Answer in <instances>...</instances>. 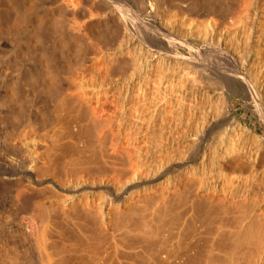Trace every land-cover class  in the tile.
Listing matches in <instances>:
<instances>
[{"label":"bare ground","instance_id":"obj_1","mask_svg":"<svg viewBox=\"0 0 264 264\" xmlns=\"http://www.w3.org/2000/svg\"><path fill=\"white\" fill-rule=\"evenodd\" d=\"M170 1L171 0H0V113L3 115H10V117H17L20 122L27 127L33 126L32 128L36 131V134L34 136L30 135V137L25 136L28 133L24 134L22 132L21 134L24 136L22 137L21 135L20 137L19 135L20 138L18 137L19 139L17 140L18 144L16 143L15 145V142L14 144H10L12 141L16 140V138L15 140L13 139L15 135L19 134L16 127L18 126L19 128L20 126L15 124L14 119L12 120L11 118L9 120H12L11 122L14 125L10 124L9 127L12 128L5 129V127H7L6 120L8 117H4L6 120L0 119V130H4V132L2 131L3 135H0V138L3 139L0 143V161H2L0 164V201L2 199L3 205L0 204L2 207H5H3L5 212L6 210L7 212L11 210L10 212H13L12 214H25V217L20 220L21 222L18 225H10L11 223L9 224L7 222L9 220L8 217L7 221L5 219H0V236L5 238L7 246L11 245L13 247L12 251L15 250L12 252L10 246L8 247L10 248L9 251L12 253L16 252V255L14 256V254H11V256H14L11 257L8 251L5 250L7 254L3 260H1L2 258L0 259V264H126V252L125 249H123L126 238L119 233L120 239H118L117 233L114 234V237H118V242L112 245V247L114 246V251L112 250L113 259L111 258L112 251L110 250L111 247H109L111 243L109 240L113 237V231L118 232L123 230L124 224L130 225L136 213H140L139 216H137L138 214L135 215L137 218L139 217V219L134 220L132 226L130 225L132 228L129 230L139 239L138 242L143 245H148L153 239L156 240L157 236H160V231H162V233L163 231L165 233L167 232L166 234L172 233L170 239L167 237L169 246H167V242L164 241L166 238L162 239L165 243H162L160 238H158L159 240L157 239L158 244L159 241L162 244L158 245L159 249L157 248L155 255L154 252H152L154 255V261L152 260L154 263L151 262L152 264H240L242 260L236 259L241 254V250L238 248L241 245H248L247 248H250L247 250L249 251L252 248L253 251L251 250V253L255 255L253 254L251 256L249 252V256H251L249 257V260H251L250 262L253 264L262 263V255H264V208L258 206V204H252L251 206V203L249 206H246L239 197H237L240 200L239 202L231 203L227 201L224 202L225 200L221 198H216V191H218L221 186L219 185V180L213 181L214 183L207 185L204 179L203 183L199 180L201 186L196 184L199 187L197 186L198 191L194 197L191 193L194 192L195 188L192 186L190 187L193 189L188 187V190H193L191 193L187 192L191 194L190 197H193V199H190L191 206H188L191 207L193 214L190 211L189 213H191L192 216L189 217V215L186 219L181 218L186 216V213H179L177 218H173L172 220L168 219L165 215L167 208L155 206L152 210L147 211V209L140 211L137 207L135 209L134 206H129L138 193L136 190L141 185L145 187L151 185L155 180L161 177V172H163V176H165L170 170L171 163L169 165L168 161H163V163L160 160V166V164L157 165L159 163L158 161L155 164L159 166L157 169L158 171L154 172L153 169H150L153 165L149 167L152 163H146L143 161L144 159L142 160L141 157L137 156L139 155L136 154L137 148H134L136 151H133V153L135 154H130L132 148H129L133 147L134 143L136 144L135 139L131 135L129 136L132 138L127 137V141L125 140L128 145L126 144V146L124 145L125 147L123 146L122 138L126 135L125 133L123 134V132L131 131V129L129 128L130 130H128L127 127L132 123L131 120L128 124V119L126 118V115H128L126 113H129L132 107L126 110L127 107L130 105L136 107L140 106L141 108L137 107V109L140 108L142 110L146 108L150 110V108H152L154 113L160 117L162 115L164 116L166 109V111H168L171 107V109L174 108L173 103H175L177 99H175V96L178 93L176 92V86L178 84L184 88L187 85L188 87L184 89L185 91L189 88L190 83L191 87L197 84V80H195L196 77H194L193 72H190V69L196 67L200 72H205L206 67H211L212 72L214 70V72H218L222 74V76H225L226 82L240 78L249 94L254 98L257 111L264 115V68L262 67L259 72H255L257 73L255 74L256 76H254L253 73L251 77V70L253 71L255 68L252 69V67L256 66L258 62L262 60L261 57L264 56V26L262 25V23H264L263 7L262 9L261 7L259 8V3L256 2L253 4L254 2H249L250 0H241V4L238 3L241 5H238L241 10L242 8H246L245 11H247L248 6L251 7V3L253 4L252 8H254L253 14L256 19L255 23L258 24L257 26H259L260 31V33H258V35H260L257 36L259 41L257 42L258 50H254L255 52L252 53L251 50L255 47L250 48L249 52L245 50L248 52V56L246 55L245 60L244 58H236V61L244 60L241 67H239V65L232 60V55L228 52V46L226 47V43H228L226 41V31V33L224 32L220 35L217 41L213 40L212 37H207L206 29H198V32L188 31L187 35L193 36L194 39L200 41V43H207L208 41L209 43L210 41L213 43L216 42L214 48L202 49L189 44L185 40H177L178 35L176 37L174 26H177L176 23L181 26L184 23V19H177L171 8L172 4ZM217 6L214 0H209L206 4L204 2L200 4V6L196 4L195 7L198 8V11L191 15L197 19L201 17L207 18L206 16L209 17L211 15L216 16V14L219 15L217 12L220 13V11ZM237 11H235V15L240 13ZM192 20V24L195 25L196 21L194 19ZM209 20L208 18L206 26L215 29L216 24L215 21H213L214 19L212 18L210 21ZM249 20L250 18L248 21ZM186 32H184V35L182 34L181 37L186 36ZM181 33L182 32H180V34ZM114 36H118L119 38L117 37L116 40ZM111 37H114L112 39L116 41L112 39L109 40ZM228 39L231 38L228 37L227 40ZM257 43H255L256 46ZM177 45L186 48L188 51L186 52L187 55L186 53L175 50V48L178 47ZM88 50L91 53V57L87 56L90 55ZM70 52L75 56H81V58L79 57V60V58L74 56L75 60L77 58V61H75L74 64H70V70L64 72L65 65L61 62L65 61V58L62 60L61 57H64V54ZM210 52L215 56L219 54L218 57L221 56V58L224 59L222 61H225V65L220 59V64L223 63V66L215 65V63L212 65L207 64V61L210 60ZM243 56H245V54H243ZM86 57H88L89 60H85L87 62L85 65L84 59ZM74 58L73 60L71 59L72 62H74ZM263 61L259 63L264 65ZM122 65H125L123 68H128V71L125 70L128 73H124V69L120 68L123 74L119 73V75H116L118 74L116 70L118 72L119 66ZM261 66L262 65L257 66L258 69ZM211 68L209 70H211ZM64 80L66 81L63 82ZM60 83H67V85L62 89L61 85L63 86V84L60 85ZM24 86L31 89L30 91L35 94L33 95L35 98L30 106H28L29 104L27 105V113L25 112V114H23L24 110H21V112H23L22 114L25 115H22V117L21 114H17V109H19L17 106L20 107L19 105L22 104L18 92H20ZM183 87L180 88L182 89ZM194 87L198 88L196 85H194ZM180 91L184 93L183 89ZM182 92H180V94ZM174 93L175 95H173ZM36 98H38V101L35 100ZM180 98L178 97V100H180ZM184 98H182V100ZM30 99L32 100V98ZM178 100L177 103L180 105L186 101L184 100L183 103H179ZM25 101L27 102V99L25 100L24 98L23 102ZM18 102H20L19 105ZM182 106L185 108L187 107L184 104ZM111 107L115 111H112L110 109ZM223 107L224 105L222 108ZM182 108L179 107L177 111H180ZM80 109H85V112L89 113V119L88 117V120H86V118L83 119L88 121L85 125H81V123H83L81 122L82 120L76 121L75 118ZM109 109L111 111H109ZM135 109L134 107V111ZM137 109L135 113H139V115L134 113L135 117L132 116V110L129 115L132 114L131 118L133 117V119H135L134 121L141 125V120L143 119H141V116L143 117L146 113L145 111L140 113ZM174 109L173 111H176ZM223 110L225 109L223 108ZM183 111H185V109ZM62 112H66V120L62 118ZM142 113L145 114L143 115ZM149 113L147 112V114ZM168 114H170V112L165 114V116L169 118ZM149 115L148 118H146L147 115H145V119H149ZM1 116L0 114V117ZM150 116L152 117L153 113ZM145 119L143 121H145ZM162 120H165L164 117ZM10 121L7 123H10ZM4 122L6 126H4ZM145 122L148 121L146 120ZM113 123L117 125L116 130H114L115 132L112 131V126L115 127ZM76 124H78L79 127H89V125H91L96 127L95 129L99 128L98 126H100V128L98 129V133L96 132L97 134H94L96 137L93 136V139L91 138L92 136H90L91 139L88 137L86 139L85 137L84 141V139H79L77 137L78 135L76 136L74 133L75 130H77ZM151 124L150 127L153 125ZM212 125L213 122L209 120L206 126H204L206 127V132L210 130L209 128H211ZM134 127H132V132H134ZM137 127L139 126H136L135 131L140 129ZM24 129L26 130V128ZM146 129L149 128L147 127ZM160 129L162 130V128ZM109 135H112L111 138H109ZM134 136L137 138L138 134ZM229 136H233V134ZM125 138L126 137H124V139ZM225 139H228L226 135ZM139 140H141V138ZM192 140L194 141V139ZM228 140H225L226 143ZM222 141V149L218 147L220 152L215 153L216 157L213 160V164L218 168L216 169L218 172L217 174L223 173V175L225 174L226 176L228 173H233L231 160L236 159L235 162L238 164L245 158L242 159L241 156H239L241 154L238 153L237 146L234 147L235 144L239 145L240 142L226 144L224 142L222 143ZM221 144L218 146H221ZM240 149L242 148H240L239 145V150ZM214 150L217 151V149ZM258 150H256V152ZM176 151L175 153H177ZM148 153H150V151ZM248 153H246V155ZM254 153L255 152H253V154ZM212 154H214V152ZM123 155L127 156L129 164L126 165L121 162V160L125 161V159H121ZM133 155L135 158H133ZM249 155L250 154L247 156ZM10 156H14V158L21 157V161L16 165L17 163L14 164L15 161L6 160V157ZM204 157L201 159H204ZM252 157L248 159L251 162L248 160V162L245 161L250 164V167L255 169L258 161L256 162V159L253 161ZM18 158L17 160H19ZM11 159H13V157ZM243 162L244 161H242V163ZM123 164H125L126 168L129 165V171L123 167ZM204 166L198 164L195 169L189 167L191 169L190 175L202 179L204 175L202 174V176L201 172H203ZM239 166L242 165L239 164ZM121 167L124 168L125 172L128 171L129 174L124 172L126 175L128 174V176L125 178V181L122 182L126 175L122 174V171L121 173L117 172V174L119 173V175L122 174L124 176L122 180H120L121 176L120 179L117 176V179L121 181V188L119 187L120 189H118L117 186L119 184H116L117 182L114 184L110 178L115 175L114 173L117 169L122 170ZM178 167L179 170H182L185 166L182 163L179 164ZM189 168L187 169L189 170ZM111 174L113 175L112 177H110ZM255 176H257L256 173ZM14 177L16 178L14 179ZM185 177H187L189 182L190 179L188 175H185ZM192 179L195 178L192 177ZM16 182H18L17 184L24 183V189H14ZM188 184H186L184 188L187 187ZM111 185L112 188L117 185L115 187L118 190L116 195H113V192H111ZM158 185L153 186L158 187ZM190 185L192 184L190 183ZM230 185L232 184L230 183ZM166 186H168V184ZM165 188L163 189L164 192L166 191ZM144 190L146 192L147 190H154V188L150 190V187H148L141 191L144 192ZM159 190L162 191L161 189ZM224 191L222 192L224 193ZM126 193H129V195L124 198ZM219 193L220 192H218V194ZM250 193L252 195V192ZM41 194L46 195L42 196ZM107 195H111V199L107 198ZM97 196L98 198L96 201ZM219 196L220 195L217 197ZM228 197L227 199L231 198ZM41 198L42 200L37 203L40 210H37L43 214L39 216L40 213L37 215L38 213H36V209L33 208L31 202L40 200ZM237 198L235 196V199ZM180 199V202H182L183 198ZM135 201L136 200H134V202ZM132 204L136 205L133 202ZM34 206H37L36 203ZM125 206H129L130 208H128L126 213H123L122 209ZM230 209H233L230 213L235 210V213L237 211L238 214L242 213L245 215L247 213L248 215L249 212L251 216L250 220L245 223V216L241 214L242 216L238 217L239 215H236L237 218H240L238 219V225L232 227L233 231H228L229 229L224 231L225 228L229 227L230 223L234 224L233 220H229L230 223L227 221L229 223L228 227H225L227 222L224 220L223 214L229 212ZM179 210H181V208ZM10 212H8V216ZM112 212L116 213V226L111 232ZM223 220L226 223H224ZM172 226H176V231L173 232V230L170 229ZM225 232H229L228 235ZM127 233L129 232L127 231ZM137 239H135V241ZM228 239L229 243L227 242ZM231 239L232 241L230 244ZM226 242L231 246L233 242H235V244L233 243L234 245H238L237 249L240 250V254L238 253L239 251H236V246L233 247L236 249L234 251H236L235 253L237 254L233 255L236 259L229 255L220 258L222 257L220 256L221 253L218 255L215 251L220 247L224 249L223 247L227 246ZM155 243L156 241L153 244L155 245ZM227 249H229L231 253L233 252L230 247ZM226 251L221 252L227 254ZM218 252L220 251L218 250ZM235 253L233 252V254ZM247 253L245 256L246 259L248 256ZM228 254H230L229 251ZM242 255H240V257ZM245 257L242 259H245ZM148 260L150 261L151 258ZM147 262L148 261L143 263L146 264ZM244 262L242 261L241 264Z\"/></svg>","mask_w":264,"mask_h":264},{"label":"rangeland","instance_id":"obj_2","mask_svg":"<svg viewBox=\"0 0 264 264\" xmlns=\"http://www.w3.org/2000/svg\"><path fill=\"white\" fill-rule=\"evenodd\" d=\"M208 1L209 0H171L170 2H171V8H172V10H173V12H174V14L176 15V17H177V19L178 20H182V18L184 19L183 21H184V23L180 26V25H178V23H176V25L177 26H174L175 28V33H176V37H177V35H178V39L177 40H180V39H182V40H185V41H187L189 44H192V45H195L196 47H198V48H202V49H205V48H214L215 47V43L216 42H211L210 41V43H209V41L207 42V43H200V41H197V40H195L194 39V37L193 36H189V35H187V33H188V31H190L191 30V32L192 31H197L198 32V29H206V31H207V37H212L213 38V40H215V41H217L218 39H219V37H220V35L221 34H223L225 31L227 32H225L226 33V35H227V38L229 37V38H231V39H228L227 40V38H226V41L229 43H226V47L228 46V52H229V54L231 53V57H232V60L234 61V62H236V64H238L239 65V67H241V64H242V62H244V60L246 59L245 57H246V55L248 54V52H249V49L250 48H254V49H252L251 50V53L252 52H255V51H257L258 50V43L257 42H259L258 41V37L257 36H259L258 35V33H260V31H259V26H257L258 24L257 23H255L256 21V19H255V16H254V8H252V6H253V4H255L256 2L257 3H259L258 4V6H259V8L261 7V9H262V7H263V9H264V0L262 1H260V0H250L249 2H254L253 4L251 3V7L250 6H248L247 7V11H245L246 10V8H242V10H241V8L238 6V5H240L241 4V0H214V1H216V3H217V8H218V10L220 11V13L219 12H217L219 15H217L216 14V16H213V15H211V16H206L207 18H203V17H201L200 19H197L196 17H193L191 14L192 13H194V12H197L198 11V8H196L195 7V5L196 4H198L199 6H200V4H202V3H204L205 2V4L206 3H208ZM219 2V3H218ZM238 3H240V4H238ZM263 3V4H262ZM234 5V6H233ZM236 6V7H235ZM241 6V5H240ZM249 7H250V9H249ZM229 8H231V9H229ZM241 10V12H240V10ZM224 10V11H223ZM229 10H231V11H229ZM238 10V11H237ZM249 10V11H248ZM235 11H237V12H240V13H237V15H235L236 14V12ZM246 13H245V12ZM252 11V12H251ZM248 12H249V14H248ZM231 13V14H230ZM235 13V14H234ZM242 13V14H241ZM243 13H244V16H243ZM223 14V15H222ZM228 14V15H227ZM233 14H234V16H233ZM249 16H248V15ZM240 15H242V16H240ZM247 17H246V16ZM213 16V17H212ZM223 16V17H222ZM214 19L213 21H215V24H216V26H215V29H213L212 27H210V26H206V23H207V19L209 18L210 20L212 19V18ZM233 18V19H235V20H233V19H230V18ZM235 17V18H234ZM244 17V18H243ZM250 18V20L248 21V19ZM248 18V19H247ZM192 19H194L195 21H196V24L194 25V24H192ZM209 20V21H210ZM230 20V21H229ZM246 20V21H245ZM191 21V22H190ZM244 21V22H243ZM254 21V22H253ZM262 25L264 26V23H262ZM258 27V28H257ZM187 31V32H186ZM257 31V32H256ZM263 31H264V29H263ZM180 32H182L181 34H180ZM184 32H186V36H182L181 37V35L183 34L184 35ZM115 34V33H114ZM264 34V33H263ZM180 35V36H179ZM264 36V35H263ZM114 37H116V38H114ZM114 37H111V38H109V40L110 39H112V38H114V39H116L117 40V37L118 36H114ZM193 37V38H192ZM119 38V37H118ZM235 38V39H234ZM114 39H112V40H114ZM116 40H114V41H116ZM247 40V41H246ZM225 41V42H226ZM96 42V41H95ZM94 42V43H95ZM255 43H257V46H256V44ZM205 46H204V45ZM212 44H214V45H212ZM235 44V45H234ZM95 45V44H94ZM255 45V46H254ZM178 46V45H177ZM203 46V47H202ZM211 46V47H210ZM88 49V48H87ZM230 49V50H229ZM175 50H178L179 52H183V53H186V52H188L187 50H186V48H184V47H182V46H178V47H176L175 48ZM248 50V52H246V51ZM255 50V51H254ZM243 51H245V52H243ZM88 53L90 54V55H87L88 57L90 56L91 57V53L89 52V50H88ZM211 53V52H210ZM68 56H67V55ZM66 54H64L63 56L64 57H61V59L63 60L64 58V60L65 61H63V62H61L63 65H65L64 66V72L66 71H68V70H70L69 68V66H70V64H74L75 63V61H77V58H81V56H75V55H73V53L72 52H70V53H66ZM70 54H72V55H70ZM243 54H245V56H243ZM250 54V53H249ZM254 54V53H253ZM186 55H187V53H186ZM213 54L211 53V56H210V60L209 61H207V64H214L215 63V65H220V66H223L222 64L225 62V61H222V60H224L223 58H221V56L220 57H218L219 56V54H217L216 56L215 55H213ZM234 55V56H233ZM264 55V54H263ZM73 57L74 58V56L75 57H77L76 58V60H75V58H74V62H72L71 61V59L73 60V58H71V57ZM241 56V57H240ZM248 56V55H247ZM66 57H70L69 59L68 58H66ZM88 57H86L85 59H84V61L86 60V61H88L89 59H88ZM218 57V58H217ZM234 57V58H233ZM264 56H262L261 57V59L262 60H260L259 62H261L262 63V61L264 60V58H263ZM80 58H79V60H80ZM214 58V59H213ZM239 59V58H244V60L243 61H241V60H238V61H236L237 59ZM88 59V60H87ZM219 59L223 62V63H221L220 64V61H219ZM61 60V61H62ZM69 60V61H68ZM78 60V61H79ZM85 61V65H86V62ZM210 62V63H209ZM258 62V64L256 65V66H253L252 67V69H253V71L251 70V77L253 76V73H254V76H256L255 74H257V73H255V72H259L261 69H262V67L264 68V65L263 64H260ZM264 62V61H263ZM68 65H67V64ZM63 65H62V68H63ZM224 65H225V63H224ZM260 65H262L259 69H258V67L257 66H260ZM123 66H125V65H122V66H119V70H118V72H117V70H116V73H118V74H116V75H119V73L120 74H123L122 72H121V70H120V68H123ZM257 67V68H256ZM209 67H206L205 68V72L203 71V72H200L199 70H198V68H196V67H193L192 69H190L191 71L190 72H193L194 74V77H196V79L195 80H197V84H194V85H196V86H198V88L196 87H194V85H192V87H191V83H190V86H189V88L188 89H186V91L184 90L186 87H188L187 85L185 86V88L183 87V86H181L180 84H178L177 86H176V88H177V90H176V92H178L177 93V95L175 96V103H173L174 104V110H176V111H173V109H168V111H166L165 110V113H164V116L162 115L161 117H162V119H163V117H164V119L165 120H162L161 119V117L159 116V115H157L156 113H154L153 112V109L152 108H150V110L148 109V108H146V109H144V110H142V109H140L141 107L140 106H137V107H140V108H138L137 109V107L136 106H132V105H130L129 107H127L126 108V110H128V108H130V107H132V108H130V112H131V110H132V113H133V115L132 114H130L129 115V113H126V114H128V115H126L127 117V119H128V121H127V119H126V121L128 122V124L131 122V120H132V123L131 124H129L130 125V127H129V125H128V130H130L131 129V131H128V132H130V133H128V132H123V134L125 133L126 135H124V137H126L125 139H124V137L122 138L123 140H122V144H123V146L125 145L126 146V144H127V142H125V140L127 141V137H133L134 139H135V142H136V144L134 143V146L133 147H130L129 149H131V151H130V154L132 153V154H135V153H133V151L135 152L136 150H134V148H137V153L136 154H139V155H137V156H139V157H141V159L143 160V161H145L146 163H152V164H150V166L149 167H151L152 165V167L150 168V169H153V171L154 172H157L158 170V168H159V166H157V165H159L160 164V166H161V161L163 162H169V165H170V163H171V165H170V170H169V172L165 175V176H163V172H161V174H160V178H158L157 180H155L151 185H148L147 187H145V186H143V185H141L136 191H138V193H137V195H135V199L133 198V200H132V202L133 203H135L136 204V202H137V204L136 205H134V204H132V202L130 203V205L129 206H134L135 207V209H136V207H137V209L139 208V210L140 211H143V210H147V211H149V210H152L153 208H155V206H157V207H159V208H167V212H166V217L168 218V219H173V218H177L178 217V214L179 213H186L185 215L186 216H184V214H183V216L184 217H181V218H188V216L189 217H191L192 216V210H191V207H188V206H191V200L190 199H193V197H194V195L197 193V188L199 187V186H201V183H203V179H204V182H205V184L207 185V184H211V183H214L213 181H218L219 180V185H221L220 187H219V189H220V191H219V189H218V191H216L217 193H216V195H215V197L216 198H221L222 200H225L224 202H239L240 200H242V202H243V204L244 205H246V206H249L250 205V203H251V206H252V204H258V206H260V207H263L264 208V115H262L261 113H259L258 111H257V105H256V102L254 101V98L252 97V95L251 94H249V92H248V90H247V88L243 85L244 83L242 82V80L240 79V78H237V79H234V80H232V81H229V82H226V78H225V76H222V74H220V73H218V72H214V70H213V72H212V68H211V70H209L208 69ZM124 69V71L125 70H127L128 68L126 67V68H123ZM207 70H208V72H207ZM243 70H245V69H243ZM255 70V71H254ZM258 70V71H257ZM123 71V70H122ZM128 71V70H127ZM199 71V72H198ZM210 72H212V73H210ZM124 73H128V72H124ZM203 73V74H202ZM210 73V74H209ZM196 74V75H195ZM217 74V75H216ZM204 75H206V76H204ZM214 75H215V77H214ZM65 76V75H64ZM211 77V78H210ZM222 77V78H221ZM65 78V77H64ZM220 78V79H219ZM212 80V81H211ZM221 80H223V81H221ZM66 80H64L63 82H65ZM184 82H186V81H184ZM184 82H183V84H184ZM199 82V83H198ZM208 82V83H207ZM224 82V83H223ZM226 82V83H225ZM235 82V83H234ZM196 83V82H195ZM201 83V84H200ZM223 83V84H222ZM241 83H242V85H241ZM61 84H63V83H60V85ZM182 84V83H181ZM185 84H188V83H185ZM213 84V85H212ZM66 85H67V83L65 84H63V86L61 85V87H62V89L63 88H65L66 87ZM204 85V86H203ZM234 85V86H233ZM180 87H183L182 89H183V91H184V93L182 92V91H180V90H182ZM22 88V87H21ZM190 89V90H189ZM212 89V90H211ZM214 89V90H213ZM245 89V90H244ZM31 89L28 87V88H26L25 86L21 89V91L20 92H18V94H19V98L21 99V105H23L25 102H23L24 101V98H25V100L27 99V102L23 105V106H21V105H19L20 104V102H18V105L20 106V107H18L17 106V108H19V109H17L18 111H17V114H21V116L23 115V114H25V112L27 113V111H26V109H28V107H27V105L28 106H30L34 101V98H35V96H33V95H35L33 92H31L30 91ZM179 90V91H178ZM188 90V91H187ZM195 90V91H194ZM203 90V91H202ZM199 91V92H198ZM27 92H28V95H27ZM30 92V93H29ZM180 92H182L183 93V95H182V93L180 94ZM201 92V93H200ZM23 93V94H22ZM31 93H32V95H31ZM186 93V94H185ZM188 93V94H187ZM206 93V94H205ZM209 93V94H208ZM173 95H175V93L173 94ZM213 95V96H212ZM32 96V97H31ZM185 98H184V97ZM193 96V97H192ZM28 97V98H27ZM178 97L180 98V100H178ZM188 97V98H187ZM198 97H200V98H198ZM204 97V98H203ZM30 98H32V100L30 99ZM182 98H184L183 100H182ZM195 98V99H194ZM209 98H210V102H209ZM189 99V100H188ZM29 100H31V101H29ZM36 101H38V98H36L35 99ZM177 100H178V102L180 103V102H184V100H186L185 102L186 103H188V104H186L185 102L183 103L184 105H186L187 107L185 108V107H183L182 105H180V104H178L177 103ZM191 100V101H190ZM207 100V101H206ZM197 101V102H196ZM30 102V103H29ZM263 102H264V98H263ZM262 102V103H263ZM190 103H191V106H190ZM178 104V105H177ZM26 105V106H25ZM192 105H193V107H192ZM224 105V109L225 110H223V108H222V106ZM264 105V104H263ZM26 108H25V107ZM176 106H179V107H183L184 109H185V111H183L184 109L182 108V109H180V111H182V112H180V111H177L178 109H179V107H176ZM134 107L137 109V111L139 112L140 111V113L141 112H143V111H145V113H142L143 115L145 114V115H147V117L144 115L143 117L141 116V114H140V116H141V121H142V126L141 125H139V124H137L136 123V121H134L135 119H133V117L131 118V115L132 116H134L135 117V112H136V109H135V111H134ZM177 108V109H176ZM189 110H188V109ZM220 108V109H219ZM112 111L114 110L112 107L110 108ZM109 109V111H111ZM140 109V110H139ZM148 109V110H147ZM193 109V110H192ZM216 109V110H215ZM20 110V111H19ZM21 110H24L23 112H21ZM147 110V111H146ZM170 110V111H169ZM191 110V111H190ZM86 110L85 109H80V110H78V112H77V114H76V121H81V122H83V123H81V125H85V124H87V122L88 121H85V120H83V119H85L86 118V120H88L89 119V113L88 112H85ZM115 111V110H114ZM187 111V112H186ZM258 113H257V112ZM64 112V111H63ZM62 112V118L63 119H65L66 120V115L67 114H65V113H63ZM86 114H85V113ZM147 112L150 114V115H152V113H153V116L155 117H151L149 114H147ZM170 112V114H168L169 115V118L168 117H166L165 116V114H167V113H169ZM177 112V113H176ZM184 112V113H183ZM23 113V114H22ZM111 113H113V112H111ZM135 113V114H134ZM180 113V114H179ZM182 113H183V115H182ZM191 113V114H190ZM2 116L1 117H3V118H1L0 117V119H5L4 117H8L7 118V120H9V119H11L12 118V120L14 119V121H15V124H18L20 127L18 128V126L16 127L17 129H18V135H15V137L13 138L14 140H15V138H16V140L15 141H12L10 144H14V142H15V145H16V143H17V140L21 137V133L23 132L24 134L25 133H28V134H26L25 136L27 137H30V135L32 136H34L35 134H36V131H34V129L32 128V127H27L25 124H23L22 122H20V120L17 118V117H14V116H11L10 117V115H3L2 113H0ZM63 114H65V115H63ZM185 114H186V116H185ZM188 114V115H187ZM86 115H88V116H86ZM136 115H139V113L138 114H136ZM148 115H149V119H145V117L146 118H148ZM167 115V116H168ZM180 115V116H179ZM23 116H25V115H23ZM22 116V117H23ZM129 116V117H128ZM171 116V117H170ZM184 116H185V118H184ZM188 116V117H187ZM10 117V118H9ZM87 117H88V119H87ZM157 117V118H156ZM166 117V118H165ZM173 117V118H172ZM212 119H211V118ZM131 118V119H130ZM145 119V121L147 120L148 122H145V121H143ZM172 119V120H171ZM184 119V120H183ZM6 120V119H5ZM6 120V124H7V127H5V129H9V128H12V127H9L10 126V124L11 125H14V124H12V120L10 121V123H7V122H9V121H7ZM18 120V121H17ZM151 120H152V122H151ZM209 120L211 121V122H213V125H212V127L211 128H209L210 130L208 131L207 130V132H206V127H204V126H206V124H207V122H209ZM1 121V120H0ZM4 121V120H3ZM17 121V122H16ZM85 121V122H84ZM140 121V122H141ZM178 121V122H177ZM182 121V122H181ZM127 122H126V124H127ZM150 122V123H149ZM170 122V123H169ZM173 122V123H172ZM181 122V123H180ZM3 123V122H2ZM14 123V122H13ZM136 125V126H139V127H137V128H140V129H138L137 131H135L136 129V126L134 125V124ZM153 125H152V124ZM176 123V124H175ZM6 124H5V122H4V126H6ZM135 126H133V125ZM148 126H147V125ZM150 124L152 125L151 127H150ZM162 124V125H161ZM178 124V125H177ZM80 125V126H81ZM113 125H115V127H113L112 126V131H114V130H116V128H117V125L115 124V123H113ZM145 125V126H144ZM165 125V126H164ZM170 125V126H169ZM159 126H161V127H159ZM231 126V127H230ZM0 127H1V125H0ZM78 127V128H77ZM91 127V128H90ZM99 128H100V126H98ZM132 127H134L133 128V131L136 133H134V132H132ZM149 128L150 129V131H149V129H146V128ZM155 127V128H154ZM158 127V128H157ZM24 128H26V130L24 129ZM83 128V129H82ZM88 128V129H87ZM94 130H93V129ZM96 127H93V126H91V125H89V127L87 126V127H79L78 126V124H76V129L77 130H75V135L79 138V139H84V141H85V137H86V139H87V137L89 138V139H93L94 137H96L94 134L97 132L98 133V129L99 128H97V129H95ZM114 128V129H113ZM130 128V129H129ZM160 128H162V130L160 129ZM163 128H164V130H163ZM200 128V129H199ZM231 128V129H230ZM1 129V128H0ZM173 129V130H172ZM205 129V130H204ZM25 132H24V131ZM30 130V131H29ZM35 132H33V131ZM89 130V131H88ZM144 130V131H143ZM157 130V131H156ZM166 130V131H165ZM169 132H168V131ZM172 130V131H171ZM203 132H201V131ZM1 132H0V135H3V132H4V130H0ZM3 131V132H2ZM21 131V132H20ZM76 131H77V134H76ZM95 131V132H94ZM140 131V132H139ZM143 131V132H142ZM156 131V132H155ZM164 131V132H163ZM229 131V132H228ZM86 132V133H85ZM115 132V131H114ZM131 132H132V134H131ZM146 132H147V134H146ZM172 132V133H171ZM235 132V133H234ZM34 133V134H33ZM96 133V134H97ZM134 133V134H133ZM148 133H149V135H148ZM197 133V134H196ZM202 133V134H201ZM113 134V133H112ZM122 134V135H123ZM128 134V135H127ZM137 134H138V136H137ZM151 134V135H150ZM165 134V135H164ZM166 134H168V135H166ZM196 134V135H195ZM231 135V134H233V136H229V135ZM245 134V135H244ZM19 135H20V137H19ZM82 135V136H81ZM129 135H131V136H129ZM134 135H136L137 136V138L134 136ZM145 135H146V137H145ZM153 135H154V137H153ZM193 137H192V136ZM225 135H226V137L229 139H225ZM24 135H22V137H23ZM90 136H92L91 138H90ZM94 136V137H93ZM112 136V135H111ZM111 136L109 135V138H111ZM150 136V137H149ZM156 136V137H155ZM169 136V137H168ZM180 136V137H179ZM190 136V137H189ZM229 136V137H228ZM250 136H252V137H250ZM19 137V138H18ZM82 137V138H81ZM131 137V138H132ZM150 139H149V138ZM166 137V138H165ZM175 137V138H174ZM192 137V138H191ZM231 137V138H230ZM243 137V138H242ZM141 138V140H139ZM161 140H160V139ZM222 138V139H221ZM236 138V139H235ZM257 138V139H256ZM22 139V138H21ZM147 139V140H146ZM152 139V140H151ZM159 139V140H158ZM165 139V140H164ZM167 139V140H166ZM192 139H194V141L192 140ZM231 139H233V140H231ZM251 139V140H250ZM3 141V139L2 138H0V143ZM156 140V141H155ZM180 140H182V141H180ZM223 140V141H222ZM225 140H228L227 141V143H231V144H234L233 142H236V143H239V145H240V148H242V149H240L239 150V145L237 144H235V146L234 147H236V148H238V153H240L241 155H239V156H241V158L242 159H244V160H242V161H244L243 163H242V161H240L241 163H236L235 161H236V159L235 160H231V165H233V166H231V168H232V170H233V173H228V174H226V176H225V174L223 175V173H219V174H217L218 172H217V170L216 169H218L216 166H215V164H213L214 162H213V160L215 159V157H216V155H215V153H217V152H220V149H222V145L223 144H221V141H222V143L224 142V143H226V141ZM236 140V141H235ZM255 140V141H254ZM137 141H138V143H137ZM140 141V142H139ZM232 141V142H231ZM246 141V142H245ZM143 142H144V144H143ZM152 142V143H151ZM178 142V143H177ZM253 142V143H252ZM152 145H151V144ZM153 143H154V145H153ZM157 143V144H156ZM161 143V144H160ZM214 143H216V144H214ZM221 144V146H218V145H220ZM226 143V144H227ZM18 144V143H17ZM175 144V145H174ZM178 144V145H177ZM128 145V144H127ZM137 145V146H136ZM142 145H143V147H142ZM145 145H147V146H145ZM214 147H213V146ZM217 145V146H216ZM254 145V146H253ZM124 146V147H125ZM136 146V147H135ZM168 146V147H167ZM142 147V148H141ZM147 147V148H146ZM154 147V148H153ZM175 147V148H174ZM211 147V148H210ZM220 149H219V148ZM263 147V148H262ZM156 148V149H155ZM258 148H259V150H261V151H259L258 150ZM142 149V150H141ZM169 149V150H168ZM214 149H217V151L216 150H214ZM219 149V150H218ZM147 150V151H146ZM160 150V151H159ZM177 150V151H176ZM241 150H242V152H241ZM256 150H258L257 152H256ZM150 151V153H148ZM156 151V152H155ZM158 151H159V153H158ZM171 151V152H170ZM175 151L177 152V153H175ZM216 151V152H215ZM252 151V152H251ZM179 152V153H178ZM207 152V153H206ZM214 152V154H212V153ZM249 152V153H248ZM253 154V152H255L253 155L251 154V153ZM259 152V153H258ZM246 153H248V154H250L249 156H247L246 155ZM131 154V155H132ZM148 154V155H147ZM151 154V155H150ZM153 154V155H152ZM164 155V157H163V155ZM173 154V155H172ZM177 154H179V155H177ZM245 156H244V155ZM256 154V155H255ZM257 154H258V156H257ZM260 154V155H259ZM171 155V156H170ZM181 155V156H180ZM202 155H203V157H204V159H201V158H203L202 157ZM213 155V156H212ZM215 155V156H214ZM218 155V154H217ZM244 157H243V156ZM253 157H252V156ZM136 156V155H135ZM255 156V157H254ZM13 157V159H11ZM153 157V158H152ZM156 157V158H155ZM169 157H170V159H169ZM207 157V158H206ZM212 157V158H211ZM251 157H252V160L254 161L255 159V161L257 162L256 163V168L254 169V168H252V167H250V164L249 163H246V161L248 160V159H251ZM256 157H258V158H256ZM7 159L6 160H12L13 162L15 161V163L14 164H16V165H18V163H19V161H21V157L20 158H18V157H15L14 158V156H10V157H6ZM17 158L19 159V160H17ZM133 158H135L134 157V155H133ZM155 158V159H154ZM161 158H164V159H161ZM168 158V159H167ZM211 158V159H210ZM254 158V159H253ZM121 159H125V161L127 162H125L124 160H121V162H123V163H125L126 165L127 164H129V162H128V158H127V156L126 155H123L122 156V158ZM127 159V160H126ZM146 159V160H145ZM151 159V160H150ZM158 159V160H157ZM174 159V160H173ZM233 159V158H232ZM161 160V161H160ZM202 160V161H201ZM207 160H209V161H211V162H209V161H207ZM246 160V161H245ZM147 161H149V162H147ZM159 161V163L157 164V165H155L157 162ZM193 161V162H192ZM248 161H250V160H248ZM247 161V162H248ZM163 162V163H164ZM200 162H202V163H200ZM204 162H206V163H204ZM234 162V163H233ZM251 162V161H250ZM2 163V161H0V164ZM183 163V165L185 166L182 170H179V164H182ZM187 163V164H186ZM125 164H123L124 166L123 167H125V169H129V165L127 166V168H126V166H125ZM148 164V165H149ZM198 164H201L202 166H204L203 167V172H201V175L203 174L204 175V177H202V179H198V177L196 178V176H194V175H190V170L192 169V167H193V169H195V167L198 165ZM204 164V165H203ZM236 164V165H235ZM239 164L240 165H242V166H239ZM244 164V165H243ZM246 164V165H245ZM247 164H248V166H247ZM258 164V165H257ZM178 165V166H177ZM196 165V166H195ZM209 165V166H208ZM236 167H235V166ZM1 166V165H0ZM155 166V167H154ZM157 166V167H156ZM214 166V167H213ZM123 167H121L122 168V170H120V169H117L116 170V172L114 173L115 175L117 174V172H119V173H121V171H122V174H124V175H126L125 173L127 172L128 174H129V170L128 171H126L125 172V170H124V168ZM178 169H177V168ZM189 167H191V169L189 168ZM216 167V168H215ZM234 167V168H233ZM187 168H189V170L187 169ZM251 168V169H250ZM155 169V170H154ZM235 169V170H234ZM253 169V170H252ZM120 170V171H119ZM176 170V171H175ZM252 170V171H251ZM256 170H257V172H256ZM186 173H185V172ZM254 171V172H253ZM125 172V173H124ZM175 172V173H174ZM188 172V173H187ZM254 174H253V173ZM119 173L115 176L114 174H113V172H112V174L114 175H110V177H112V178H110V180H112L113 181V183L115 184L116 182V184H119L118 186L117 185H115V186H113V188H112V185H111V192H113V195H116V193H118V190H117V188H115L116 186L118 187V189H120L121 188V181L120 180H122V178L124 177L122 174H120L119 175ZM255 173H256V175L257 176H255ZM128 174L123 178V180H122V182L123 181H125V178L128 176ZM181 174V175H180ZM180 175V176H179ZM185 175L187 176L188 175V178L190 179V180H192V181H190L189 180V182L192 184V185H190V183L188 182V179H187V177H185ZM202 175V176H203ZM228 175V176H227ZM117 176H118V178L120 179V176H121V179L119 180V179H117ZM191 176V177H190ZM218 176V177H217ZM222 176V177H221ZM252 176H254V177H252ZM192 177H194L195 179H192ZM256 177V178H255ZM16 177H14V179H15ZM253 180H252V179ZM114 179V180H113ZM119 180V181H117V180ZM207 181H206V180ZM216 179V180H215ZM227 179V180H226ZM199 180H200V182L201 183H199ZM223 180V181H222ZM226 180V181H225ZM229 180V181H228ZM168 181V182H167ZM180 181V182H179ZM189 183H187V182ZM209 181V182H208ZM221 181H222V183H221ZM232 181V182H231ZM120 182V183H119ZM166 182V183H165ZM196 182V183H195ZM208 182V183H207ZM226 182V183H225ZM228 182V183H227ZM232 184V185H230V183ZM251 182V183H250ZM18 182H16L15 184H16V186H15V188L14 189H16L17 190V188H18V190H19V188H20V190H22V189H24V183L23 184H17ZM157 183V184H156ZM160 183H161V185H160ZM159 184V185H158ZM168 184V186H166ZM171 184V185H170ZM178 184V185H177ZM186 184H188L187 185V187H185L184 188V186L186 185ZM196 184H198V185H196ZM225 184V185H224ZM156 186V185H158V187H154V186ZM162 185H163V187H162ZM196 185V186H195ZM227 185V186H226ZM22 188H21V187ZM24 186V187H23ZM152 186V187H151ZM159 186H161V187H159ZM190 186H192L193 188H195L194 189V192H192V191H190V190H188L189 188H192V187H190ZM198 186V187H197ZM209 186V185H208ZM120 187V188H119ZM148 187H150V190L151 189H153L154 188V190H151V191H149V190H147L146 192H145V190H144V192H142L141 190L142 189H144V188H148ZM166 187V188H165ZM171 187H173V188H171ZM189 187V188H188ZM210 187V186H209ZM236 187V188H235ZM142 188V189H141ZM165 188V192L163 191V189ZM172 190H171V189ZM182 188V189H181ZM184 188V189H183ZM192 188V189H193ZM224 188V189H223ZM115 189H116V191H115ZM159 189H161L162 191H160ZM168 189V190H167ZM187 189V190H186ZM223 189V190H222ZM155 190H157V191H155ZM158 190H159V192H158ZM225 190V191H224ZM183 191H184V193H183ZM222 191H224V193L226 194V196H225V194L222 192ZM228 191V192H227ZM164 192V193H163ZM191 193V194H193V197L191 196L190 197V195L191 194H188V193ZM211 192V191H210ZM209 192V193H210ZM218 192H220V193H222V194H218ZM231 192V193H230ZM234 192V193H233ZM250 192H252V195H251V193ZM130 193V192H129ZM129 193H126L125 195H124V198H126L128 195H129ZM144 193V194H143ZM183 193V194H182ZM212 193V192H211ZM210 193V194H211ZM237 193H239V194H237ZM187 194V195H186ZM222 195L221 197L219 196V197H217L218 195ZM224 194V195H223ZM230 194H231V196H230ZM235 194V195H234ZM241 194V195H240ZM42 195V194H41ZM46 194H43L42 196H45ZM98 195V194H97ZM139 195V196H138ZM173 195V196H172ZM189 195V196H188ZM228 195H229V197H231L230 199H227V197H228ZM234 195V196H233ZM244 196V198L245 197H247V198H243V196ZM31 196V195H30ZM156 196V197H155ZM235 196H236V198L237 197H239L240 198V200H239V198H237L238 199V201H237V199H235ZM242 196V197H241ZM39 197H40V195H39ZM111 195H107V198H109V199H111ZM178 197V198H177ZM183 198L182 199V202H180V198ZM189 197V198H188ZM228 197V198H229ZM32 198H33V195H32ZM97 198H98V196L96 197V201H97ZM139 200H138V199ZM185 198V199H184ZM180 199V200H179ZM188 199V200H187ZM235 199V200H234ZM42 200V198L40 199V200H34V202H31V204H33V208L34 209H36V213H38L37 215H39V210H40V207H39V205L37 204V203H39V201H41ZM134 200H136L135 202H134ZM160 202H159V201ZM168 200V201H167ZM38 201V202H37ZM189 201V202H188ZM244 201H246V202H244ZM165 202V203H164ZM168 202V203H167ZM172 202V203H171ZM174 202H176V203H174ZM187 202V203H186ZM0 203L2 204V199H1V201H0ZM35 203H36V205L38 206V208H37V206H34L35 205ZM174 203V204H173ZM186 205H185V204ZM246 203H249V204H246ZM0 204V219H5L10 225H18L21 221V219L22 218H24L25 216V214H16V213H14V214H12L10 211L11 210H8V212H10L9 213V216L7 215L8 214V212H7V210H6V212L4 211L5 209V207L3 208L2 207V205ZM132 204V205H131ZM141 204V205H140ZM149 204V205H148ZM172 204V205H171ZM182 204V205H181ZM183 204H184V206H183ZM187 204H190V205H187ZM143 205V206H142ZM146 205V206H145ZM129 206H125L123 209H122V212L123 213H126L127 212V210H128V208H130ZM139 206H141V207H139ZM173 206V207H172ZM36 207V208H35ZM175 207V208H174ZM174 208V209H173ZM181 208V210H179ZM37 209H39V210H37ZM142 209V210H141ZM188 209V210H187ZM125 211V212H124ZM183 211V212H182ZM186 211V212H185ZM188 211V212H187ZM191 211V213H189ZM230 211H233V209H230L229 210V212H227L226 214H223V217H224V220L227 222H229V220H233L234 221V224H232V223H228L227 222V225H225V227H228V224H229V227L228 228H225L224 229V231L226 230H228V231H233L232 230V227H235V226H237L238 225V219H240V218H237V216L238 217H240V216H245L244 217V220H245V223H247L248 222V220H250V213L248 212V215H247V213L244 215V214H242V213H237V211H236V213H235V210H234V212H231L230 213ZM234 213V214H233ZM43 213L41 212L40 213V215L39 216H41ZM138 214V215H137ZM176 214H177V216H176ZM242 214V215H241ZM5 215V216H4ZM111 215H112V225H111V228H110V231L112 230H114L115 229V226H116V222H115V216H116V213L115 212H112L111 213ZM135 215H137V216H139L140 215V213H136ZM134 215V216H135ZM174 215V216H173ZM180 215H182V214H180ZM237 215V216H236ZM2 216V217H1ZM44 216V215H43ZM42 216V217H43ZM133 216V218H132V221H131V223H130V225L132 226V223L134 222V220H137V219H139V217L137 218L136 216L134 217ZM176 216V217H175ZM249 216V217H248ZM3 217H5V218H3ZM7 217H8V219H7ZM41 217V218H42ZM248 217V218H247ZM15 218V219H14ZM225 218H229L228 220L227 219H225ZM14 220H15V222H14ZM223 220V221H224ZM11 221V222H10ZM13 221V222H12ZM224 221V223H226ZM233 221H231V222H233ZM232 224V225H231ZM125 226H124V229L123 230H121V231H111L112 233H113V237H114V234H116L117 233V236L119 237H117L118 239H120V234H121V236H124V238H126L125 239V241H124V244H123V249H125V255H126V261H125V263L126 264H144L143 262H146V261H148L147 263L148 264H152V263H154L153 261V256L155 255V251H157V248L159 247L158 245H161L162 243H165L164 241H168V239H170L171 238V234L170 233H168V234H166L164 231H163V233H162V231H160L159 232V234H160V236L158 237L157 236V238H156V240L155 239H153V241L155 242L156 241V243H155V245L153 244L154 242L151 240L150 241V243H148V245H143L142 243H140V242H138L139 241V239H137L136 238V236L135 235H133L132 234V231L131 230H129V229H131L132 227L130 226V225H126V224H124ZM172 227H174V228H172ZM170 229H172L173 230V232L174 231H176L175 229V227L176 226H172ZM231 228V229H230ZM127 231L129 232V233H127ZM120 233V234H119ZM132 235H131V234ZM226 233V232H225ZM224 233V234H225ZM229 233V232H228ZM228 233H226L227 235H228ZM165 234V235H164ZM225 234V235H226ZM127 235V236H126ZM167 235V236H166ZM224 235V236H225ZM116 236V235H115ZM3 236H0V243H1V247H0V256H2V257H0V259L1 260H3L4 258H5V255L7 254V252L6 251H8V254L11 256V254H14V256L16 255L15 253H12V252H14V251H12L13 249V247L11 246H7V244H6V242H5V238H2ZM110 238L111 240H109L111 243V245L109 244V247H111V251L113 250V248H114V246L112 247V245H115V243H117L118 241V239L116 238V237H114V238ZM167 237H169L168 239H167ZM158 238H160V241L162 240V239H165L164 241L162 240V243H160V241H159V244H158ZM135 239H137L136 241L138 242V243H140V244H138L136 241H135ZM158 239V240H157ZM2 240H4V241H2ZM116 241V242H115ZM231 241H232V239L230 240V244H231ZM134 242V243H133ZM153 242V243H152ZM227 242L229 243V239L227 240ZM227 242H226V244H227ZM113 243V244H112ZM169 243H170V241H169ZM234 244H235V242H233ZM232 243V246L230 245V244H227V246H226V244H225V246L227 247V248H231V250H232V248L233 247H235L236 249H237V246L238 245H234ZM151 244V245H150ZM6 245V246H5ZM234 245V246H233ZM4 246H5V248H4ZM154 246V247H153ZM167 246H169L168 245V242H167ZM229 246V247H228ZM242 246V247H241ZM240 247L243 249V247H244V249H243V251H242V249L240 248V247H238L240 250H241V254H240V250L239 249H235V248H233V252L235 253L236 251H239L238 253L240 254V255H242V252H243V255L240 257V255H239V257L236 259V257H234L233 255H236L237 253H235V254H233V252L231 253V251L229 250V249H227L226 247H223L224 249H222L221 247V250H220V248H218V250L220 251V252H218V250H215L217 253H218V255L220 254V256H222V257H220V258H224V256L226 255V256H230V257H234L236 260H242L243 262L244 261H246V262H244L243 264H253L252 262H250L251 260H249V257H251L254 253H251V250H252V248L250 249V251L249 250H247V249H249V248H247V246H244V245H241ZM8 247H10L11 248V251H9L10 250V248H8ZM8 248V249H7ZM150 248V249H149ZM155 248V249H154ZM169 248V247H168ZM216 248V249H217ZM4 249V250H3ZM159 249V248H158ZM6 250V251H5ZM152 250V251H151ZM226 250H228L229 252H230V254L232 255H230V254H228V251H226ZM234 250H236V251H234ZM2 251H3V253L4 252H6V253H2ZM110 251V252H111ZM114 251V250H113ZM113 251L111 252V258H112V253H113ZM127 251H128V253H127ZM223 251H226L227 252V254H224V253H222ZM253 251V250H252ZM11 252V253H10ZM152 252H154V255H153V253ZM248 252V253H247ZM251 253V256H249L250 255V253ZM2 253V254H1ZM246 253H247V259H246ZM141 254V255H140ZM146 254V255H145ZM152 254V255H151ZM224 254V255H223ZM264 254V253H263ZM124 255V256H125ZM133 255H134V257H133ZM145 255V256H144ZM255 255V254H254ZM14 256H11V257H14ZM264 255H262V263L261 264H263L264 263V261H263V259H264V257H263ZM243 257H245V259H242ZM142 258V259H141ZM151 258V260L149 261L148 259H150ZM113 259V258H112ZM144 259V260H143ZM254 259V258H253ZM142 260V261H141ZM153 260V261H152ZM130 261V262H129ZM242 261L240 262V264L242 263ZM247 261H249V262H247ZM132 262V263H131ZM142 262V263H141ZM152 262V263H151ZM146 263V264H147Z\"/></svg>","mask_w":264,"mask_h":264}]
</instances>
